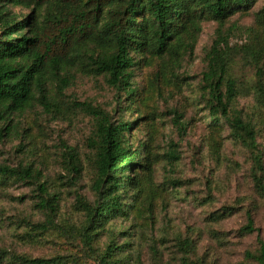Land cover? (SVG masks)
I'll use <instances>...</instances> for the list:
<instances>
[{
  "label": "rangeland",
  "instance_id": "374dc122",
  "mask_svg": "<svg viewBox=\"0 0 264 264\" xmlns=\"http://www.w3.org/2000/svg\"><path fill=\"white\" fill-rule=\"evenodd\" d=\"M63 2L36 9L6 3L3 10L21 19L35 12L41 22ZM187 6L192 18L183 34L193 44L180 48L174 36L160 53L147 40L132 53L130 98L107 75L91 71L86 55L98 50L87 43L67 67L72 82L62 92L47 76L50 107L36 92L27 108L7 119L0 166L29 168L33 176H0V264H23L20 256L102 264L109 246L116 247L111 264H257L246 253L256 254L264 241V0H250L222 22L200 0ZM216 41L238 92L230 113L254 126L255 152L212 112L204 72ZM84 102L114 124L131 122L124 140L137 152L123 177L129 187L120 200L123 212L101 223L90 213L101 202L98 117L78 106ZM69 149L78 168L70 165ZM248 211L260 233L242 231Z\"/></svg>",
  "mask_w": 264,
  "mask_h": 264
},
{
  "label": "trees",
  "instance_id": "16d2710c",
  "mask_svg": "<svg viewBox=\"0 0 264 264\" xmlns=\"http://www.w3.org/2000/svg\"><path fill=\"white\" fill-rule=\"evenodd\" d=\"M49 1L0 0V138L8 129L5 127L7 119L27 108L36 92L44 106L50 107L47 76L57 79L62 92L72 82L66 73L67 67L75 63L82 54L81 46L87 43H93L98 50L86 55L91 71L107 75L109 83L117 90H124L129 98L134 91L130 82V68L135 65L133 52L139 51L149 39H153L160 53L171 47L170 41L174 36H177L175 44L180 48H188L192 43V38L188 40L183 34L192 18L188 0H64L59 13L46 16L41 22L35 12L21 19L3 10L6 3L36 9ZM200 1L214 18L222 22L233 9L246 6L250 0ZM143 13L147 16H142ZM140 16L142 18L138 21ZM221 45L217 41L214 44L204 72L211 109L215 116L227 119L233 135L255 152L258 144L254 126L242 116L230 113L238 92L235 80L227 76L228 63ZM78 106L98 117L94 142L101 202L90 213L93 221L101 223L123 212L120 200L129 189L123 177L137 157L136 150H132L124 140L125 131L132 123L121 121L114 124L92 105L84 102ZM67 155L71 167L78 168L79 159L73 149L67 150ZM254 159L262 169L259 153ZM0 176L4 179H27L33 176V172L29 168L0 166ZM41 189L46 191L44 186ZM50 202L47 197L41 199L45 208L53 210ZM242 231L260 233L250 211ZM115 248L109 246L108 254L113 255ZM109 255L102 256V264H111ZM246 257L254 259L257 264H264V241L260 242L256 254L248 251ZM18 260L23 264H66L62 257L20 256Z\"/></svg>",
  "mask_w": 264,
  "mask_h": 264
}]
</instances>
